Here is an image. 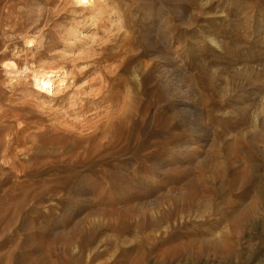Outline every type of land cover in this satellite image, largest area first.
<instances>
[{
	"label": "rangeland",
	"instance_id": "1",
	"mask_svg": "<svg viewBox=\"0 0 264 264\" xmlns=\"http://www.w3.org/2000/svg\"><path fill=\"white\" fill-rule=\"evenodd\" d=\"M99 6L0 0V264H264V0Z\"/></svg>",
	"mask_w": 264,
	"mask_h": 264
},
{
	"label": "bare ground",
	"instance_id": "2",
	"mask_svg": "<svg viewBox=\"0 0 264 264\" xmlns=\"http://www.w3.org/2000/svg\"><path fill=\"white\" fill-rule=\"evenodd\" d=\"M71 3L81 9L84 10H89L90 17L93 15H96L98 13L102 12V7L99 6V0H70ZM102 2V1H101ZM5 29V28H4ZM27 39V38H26ZM35 41V40H34ZM27 43H32V41L29 39ZM26 44V43H25ZM20 52V51H19ZM15 56V55H14ZM45 60V59H44ZM13 60H8L7 63L5 64L6 66V71L8 74H16L24 79H30L28 81L31 83V85L36 89L35 95H39L41 97H50L55 92L57 91L58 88L64 86L66 84V81H68V73L65 71L64 66L59 67V66H54V65H42L38 67H27V65L23 68H20L17 65V62ZM44 62V61H43ZM46 62V61H45ZM20 64V63H19ZM36 64V63H35ZM44 64V63H43ZM53 64V63H52ZM33 66V65H31ZM35 66V65H34ZM67 70V69H66ZM71 74V73H70ZM8 78V77H7ZM70 78V77H69ZM71 79V78H70ZM68 83V82H67ZM69 84V83H68ZM19 85V84H18ZM64 88V87H63ZM61 88L60 91L63 89ZM31 89V88H30ZM32 90V89H31ZM30 91V90H29ZM35 92V91H34ZM34 94V93H33ZM38 96V97H39ZM36 98V97H35ZM39 101V100H38ZM15 104V103H14ZM15 114V113H14ZM22 118V117H21ZM21 120V119H20ZM20 122V121H19ZM42 123V122H41ZM18 125V124H17ZM23 129V128H22ZM28 131V130H27ZM30 131V130H29ZM7 138V137H6ZM85 149V148H84ZM86 150V149H85ZM94 150V149H93ZM18 151V150H17ZM80 152V151H78ZM6 153V152H5ZM11 154V153H10ZM78 154V153H77ZM7 156V155H6ZM79 157V155H77ZM4 158V157H3ZM82 158V157H81ZM6 159V158H4ZM4 161V160H3ZM82 164V162H81ZM70 166V165H69ZM74 174V173H73ZM77 175V174H76ZM65 177V176H64ZM63 177V178H64ZM67 178H70L66 176ZM242 214V212H241ZM240 214V215H241ZM239 215V216H240ZM243 216V214L241 215ZM245 216V215H244ZM238 218V216L231 215V220L233 221L235 218ZM236 218V219H237ZM235 219V220H236ZM239 220V218L237 219ZM237 220L235 222H237ZM218 242L215 243V245Z\"/></svg>",
	"mask_w": 264,
	"mask_h": 264
}]
</instances>
